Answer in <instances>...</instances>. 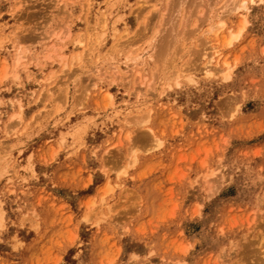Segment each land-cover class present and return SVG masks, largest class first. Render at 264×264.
<instances>
[{"label":"rangeland","instance_id":"rangeland-1","mask_svg":"<svg viewBox=\"0 0 264 264\" xmlns=\"http://www.w3.org/2000/svg\"><path fill=\"white\" fill-rule=\"evenodd\" d=\"M87 3L0 0V264H264V3Z\"/></svg>","mask_w":264,"mask_h":264},{"label":"bare ground","instance_id":"bare-ground-1","mask_svg":"<svg viewBox=\"0 0 264 264\" xmlns=\"http://www.w3.org/2000/svg\"><path fill=\"white\" fill-rule=\"evenodd\" d=\"M89 1V3H87V9H92V7H93V5H92V2H93V0H92V2L90 1V0H88ZM248 0H235V3H234V8L236 9V10H239V9H246V2H247ZM234 9V10H235ZM103 19H105V18H103ZM106 22V21H105ZM225 23L224 22H218V26L215 28V31L216 30H219V29H221L222 27H224L225 25H224ZM244 25H245V20H243L242 22H241V24L239 25V27L237 28V30H235V31H231L230 32V38H228L227 40H226V43H227V45H230L231 43H232V41L233 40H235V39H237L240 35H241V32H242V30H243V28H244ZM104 26V25H103ZM103 30H105V29H103ZM102 30V31H103ZM211 31V30H210ZM0 32H2V30L0 31ZM51 35V36H50ZM49 36H48V38L50 37V39H53L55 42H57L58 40H61L62 39V36L64 35V33L62 32V31H60V32H54V33H52V34H50ZM75 40V39H74ZM75 41H77V42H80V38H77V40H75ZM54 42V43H55ZM132 42H135V40H126L125 41V43H122V46L124 45V46H126V45H130ZM211 43L213 44V48L215 49L214 51H213V53H212V55H211V59L214 61V62H216V63H219L220 65H221V67L223 68V69H227V67H226V65H227V61L225 60V59H222V61L220 62V57H221V51H220V48H219V42L214 38V39H212L211 40ZM51 47H53V45H51ZM37 52V51H36ZM82 52H83V49H82ZM34 53V52H33ZM15 62L16 63H18L19 61H20V59H22V58H28V57H30V56H32V54L31 53H26V54H24V52H22V51H19V50H17V51H15ZM83 54H84V52H83ZM34 55H35V57H36V55L38 56V53H34ZM73 57V56H72ZM75 59H78V60H80L81 61V58H80V55L79 54H77V55H75ZM82 57V56H81ZM139 57V56H138ZM137 57V58H138ZM77 60V61H78ZM205 73L206 74H210L211 72H210V70L209 69H205Z\"/></svg>","mask_w":264,"mask_h":264},{"label":"snow or ice","instance_id":"snow-or-ice-1","mask_svg":"<svg viewBox=\"0 0 264 264\" xmlns=\"http://www.w3.org/2000/svg\"><path fill=\"white\" fill-rule=\"evenodd\" d=\"M261 3H264V0H261ZM118 159V158H117Z\"/></svg>","mask_w":264,"mask_h":264}]
</instances>
